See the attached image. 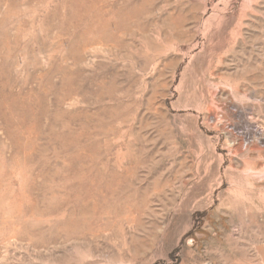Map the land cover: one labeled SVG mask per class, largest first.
Here are the masks:
<instances>
[{
  "label": "rangeland",
  "instance_id": "obj_1",
  "mask_svg": "<svg viewBox=\"0 0 264 264\" xmlns=\"http://www.w3.org/2000/svg\"><path fill=\"white\" fill-rule=\"evenodd\" d=\"M263 263L264 0H0V264Z\"/></svg>",
  "mask_w": 264,
  "mask_h": 264
},
{
  "label": "bare ground",
  "instance_id": "obj_2",
  "mask_svg": "<svg viewBox=\"0 0 264 264\" xmlns=\"http://www.w3.org/2000/svg\"><path fill=\"white\" fill-rule=\"evenodd\" d=\"M4 38V37H3ZM264 264V263H263Z\"/></svg>",
  "mask_w": 264,
  "mask_h": 264
}]
</instances>
